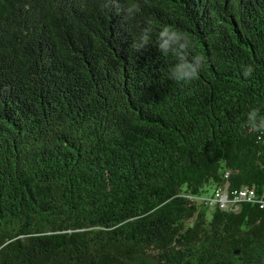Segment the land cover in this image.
<instances>
[{
	"label": "trees",
	"instance_id": "obj_1",
	"mask_svg": "<svg viewBox=\"0 0 264 264\" xmlns=\"http://www.w3.org/2000/svg\"><path fill=\"white\" fill-rule=\"evenodd\" d=\"M262 118L264 0H0V264H264L189 199H264Z\"/></svg>",
	"mask_w": 264,
	"mask_h": 264
},
{
	"label": "built area",
	"instance_id": "obj_2",
	"mask_svg": "<svg viewBox=\"0 0 264 264\" xmlns=\"http://www.w3.org/2000/svg\"><path fill=\"white\" fill-rule=\"evenodd\" d=\"M189 199L193 202L202 204L206 208H216L220 210H228L231 212H238L240 204L245 202H258L261 208H264V199L256 196L253 190L246 188L241 189L237 193H230L225 189H215L214 192L208 196H190Z\"/></svg>",
	"mask_w": 264,
	"mask_h": 264
},
{
	"label": "clouds",
	"instance_id": "obj_3",
	"mask_svg": "<svg viewBox=\"0 0 264 264\" xmlns=\"http://www.w3.org/2000/svg\"><path fill=\"white\" fill-rule=\"evenodd\" d=\"M186 41V42H185ZM175 44L176 47H172V44ZM188 46V40L186 37H184V41L182 42L180 40V36H177L175 41L170 42L168 45L165 46L166 48V53L168 50H171L174 52V54L178 55V65L177 68H179L181 65L187 63L186 58L181 54V50L186 49ZM200 59L202 58H197V63H199ZM251 69H249V72L246 73V75L250 74ZM173 78L176 80H191L194 78V72H187V71H175L173 72ZM257 115L256 111H253L250 113V120H252L255 116ZM262 128H264V118L261 120V125ZM253 127H255V124H253Z\"/></svg>",
	"mask_w": 264,
	"mask_h": 264
},
{
	"label": "rangeland",
	"instance_id": "obj_4",
	"mask_svg": "<svg viewBox=\"0 0 264 264\" xmlns=\"http://www.w3.org/2000/svg\"><path fill=\"white\" fill-rule=\"evenodd\" d=\"M192 222H189L188 225H191Z\"/></svg>",
	"mask_w": 264,
	"mask_h": 264
}]
</instances>
